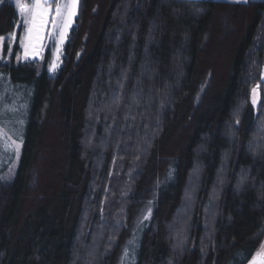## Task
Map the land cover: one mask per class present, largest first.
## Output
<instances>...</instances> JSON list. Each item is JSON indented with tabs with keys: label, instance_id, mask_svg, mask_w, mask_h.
<instances>
[{
	"label": "trees",
	"instance_id": "16d2710c",
	"mask_svg": "<svg viewBox=\"0 0 264 264\" xmlns=\"http://www.w3.org/2000/svg\"><path fill=\"white\" fill-rule=\"evenodd\" d=\"M18 24L3 0L0 36ZM19 50L0 57L7 110L27 100L10 180L0 149V264H116L150 202L127 264H249L264 237V0H80L57 73L51 48L42 66Z\"/></svg>",
	"mask_w": 264,
	"mask_h": 264
},
{
	"label": "rangeland",
	"instance_id": "374dc122",
	"mask_svg": "<svg viewBox=\"0 0 264 264\" xmlns=\"http://www.w3.org/2000/svg\"><path fill=\"white\" fill-rule=\"evenodd\" d=\"M9 1H11L15 5V0H9ZM215 1L243 2V0H215ZM22 2L26 3V4H30V3H32V0H22ZM63 2H66V0H49V3L52 5L53 11L49 16V25H48V27L46 29V33H45L46 37H47L48 32L52 31L51 20L55 16V6L57 4L63 3ZM79 2H80V0H78L77 15H78V10H79ZM15 7H16V5H15ZM17 12H18V10H17ZM18 14H19V24H18V27L15 31L17 39L15 41H11V42L6 40L2 45H0V57L2 58L3 62H5V63L11 62V60L13 59L15 49H16V43L17 42L19 43V41L23 38V35H24V31L22 30V33L20 35L21 37H20V39L18 38L19 37L18 36L19 35L18 29L20 26H22V29H23V19H24V17L21 16L19 12H18ZM77 15L74 17L73 23L70 26V28L68 29L67 37H66L64 44L60 46V53H59L60 61L58 62L59 66L57 67L55 72L50 71V73H52V74L57 73L63 65L65 47H66V44L69 40L70 33H71V31L75 25ZM5 37H7V36H5ZM43 43L46 46H45L44 51L42 53V59H40V58H38L37 60H31L30 59L28 61L21 59L19 62H37L38 64H40V66H42V63L46 57L47 50L50 48L52 49V47H53L52 42L50 40H48L47 38L45 39V41H43ZM225 43L226 42L225 41L222 42V40H218V39L213 40L212 39V45L210 48L211 58H212L211 63H215L216 66H219L220 64H222L224 62V57L227 54V52H226L227 51V48H226L227 44L225 45ZM19 49L20 50H19L18 54L16 55V57L19 56L22 58L23 57V49L20 47V45H19ZM52 59H53V57H52ZM15 60H16V62H18L17 59H15ZM263 75H264V71H263ZM0 86L3 88V93L0 97V130H2V134H0V149L3 148L4 150H9L11 153V156H12L11 169L6 174V179L10 180L13 177V175L17 169V165L19 162V157H20V153H21V149H22V144L20 147L19 156L16 157L14 155L13 151L11 150L10 141L7 140V137H11L12 140H16L17 139V136L15 134L16 132H18L19 136L22 137V131L24 130V123L21 124V123H19V121H22V118H24V116H26V114H27V104H26L27 100L25 99L23 94H13L12 98L17 103L16 106L12 107L15 110L14 111L9 110L12 108H9L7 110V105H8L7 99H8V92H9L8 86H7L6 82L4 83L2 81H0ZM251 98H252V96H251ZM259 100H260V89H258V104H259ZM258 104H257V106H258ZM257 106H256V108H257ZM52 130L53 131H52V134L50 135V139H49L50 140L49 141V145H50L49 146V153H48L47 161L44 165L43 172H42L44 180L42 177L41 181H43V182L52 181V179L55 177V175H54L55 174V168H56L55 164L57 163L56 160L59 158V155L61 152V150H60L61 143L59 140L58 131L56 130V127L52 128ZM17 142L19 143V140H17ZM1 153L2 152L0 150V154ZM11 156H10V154H8V152H5L4 157L2 159H0V171L6 169L8 167V161L11 159ZM148 207L152 208L150 203H145L142 205V207L139 208L138 213L136 214V217L133 220V223L130 227V230H129L130 232H129V236L127 238L126 244H125L123 251H122V253H121L116 264H127L126 263V257L124 255L125 249L128 250L129 241H131V238L142 227V225L144 223L148 222L150 216L148 217V219H143L144 215H146V213H147ZM262 244H264V237H263L261 245Z\"/></svg>",
	"mask_w": 264,
	"mask_h": 264
},
{
	"label": "snow or ice",
	"instance_id": "6c2138e0",
	"mask_svg": "<svg viewBox=\"0 0 264 264\" xmlns=\"http://www.w3.org/2000/svg\"><path fill=\"white\" fill-rule=\"evenodd\" d=\"M3 2V0H0ZM247 3L248 0H243ZM16 9L20 13L23 19V38L19 41L20 47L23 49V57H16L19 62L21 59L37 60L42 59V53L45 48L43 41L47 38L52 42L51 55L53 59L48 64L49 71L55 72L59 66L60 61V46L64 44L68 29L73 23L74 17L77 15L78 0H66V2L59 3L55 6V16L51 20L52 31L48 32L47 37L45 36L46 29L49 25V16L52 13V5L49 0H32V3L26 4L22 0H15ZM15 32L9 34L7 37L0 36V45H2L6 40L11 42L15 41ZM10 50V49H9ZM261 80L264 81V75L261 76ZM258 89L259 85L252 89L251 103L253 108L258 104ZM14 111L15 109H9ZM23 123V121H19ZM237 123L239 121L237 120ZM2 134V130H0ZM17 136L16 140H12L11 137H7L10 141L11 150L16 157L19 156L20 147L22 144V138L19 136L18 132L15 133ZM19 140V143L17 142ZM151 203V202H150ZM151 215V207L147 208V213L144 215L143 219H148ZM130 244L134 241H129ZM125 257L128 256V250L125 249ZM134 264V261H133ZM249 264H264V244L261 245L260 250L256 252V255L251 259Z\"/></svg>",
	"mask_w": 264,
	"mask_h": 264
}]
</instances>
